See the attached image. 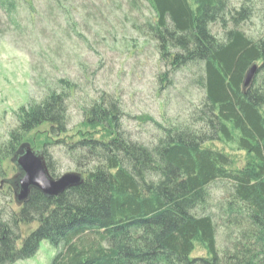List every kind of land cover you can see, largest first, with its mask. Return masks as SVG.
Returning <instances> with one entry per match:
<instances>
[{"label": "trees", "instance_id": "16d2710c", "mask_svg": "<svg viewBox=\"0 0 264 264\" xmlns=\"http://www.w3.org/2000/svg\"><path fill=\"white\" fill-rule=\"evenodd\" d=\"M147 1L157 15L162 58L174 69L204 66L199 85L206 96L193 119L199 127L162 129L165 137L154 146L129 141L112 97L104 95L85 115L108 123L115 138L99 145L98 165L79 188L58 198L34 191L19 218L0 217V264L32 258L43 241L58 250L51 264H264V34L257 40L244 34L241 22L251 14L242 10L225 39L213 36L210 26L231 16L227 0ZM253 65L258 71L244 89ZM66 97L53 92L23 110L21 131L49 125L65 133ZM32 142L10 145V164ZM216 142L245 153L244 166L213 148ZM218 181L232 186L223 205L231 236L222 251L207 213L209 186ZM17 221L37 225L21 250ZM198 247L206 257L192 258Z\"/></svg>", "mask_w": 264, "mask_h": 264}, {"label": "rangeland", "instance_id": "374dc122", "mask_svg": "<svg viewBox=\"0 0 264 264\" xmlns=\"http://www.w3.org/2000/svg\"><path fill=\"white\" fill-rule=\"evenodd\" d=\"M227 2L231 16L210 26L213 36L225 39L227 30L238 27L232 18L247 10L251 15L243 17L242 31L259 39L264 34V0ZM156 21L147 0H0V217L19 218L30 201L18 206L13 188L3 183L18 173L8 160L10 145L32 140L56 179L95 169L102 154L99 145L112 141L116 132L108 123L88 122L85 111L104 95L112 97L120 131L129 141L154 146L165 137L162 129L199 127L193 119L206 96L199 85L204 66H170L162 58ZM53 92L67 95L66 132L44 125L23 133L22 111L42 104ZM211 146L230 155L236 167L244 166L245 153L219 142ZM231 189L226 181L209 186L207 213L215 220L220 251L231 236L223 215ZM17 222L21 250L37 225ZM57 253L43 241L32 258L13 264H51ZM202 257L206 253L198 247L192 258Z\"/></svg>", "mask_w": 264, "mask_h": 264}, {"label": "water", "instance_id": "95a60500", "mask_svg": "<svg viewBox=\"0 0 264 264\" xmlns=\"http://www.w3.org/2000/svg\"><path fill=\"white\" fill-rule=\"evenodd\" d=\"M258 71L253 65L247 72L243 87L247 89ZM18 173L3 183H9L14 190L18 206L28 201L33 190H37L49 198H56L66 191L85 183L84 176L79 173H67L56 179L49 170L44 152L36 151L30 144H23L14 156Z\"/></svg>", "mask_w": 264, "mask_h": 264}]
</instances>
